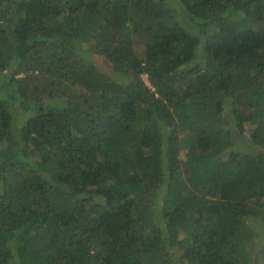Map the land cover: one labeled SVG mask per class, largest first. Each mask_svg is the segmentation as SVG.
I'll list each match as a JSON object with an SVG mask.
<instances>
[{"label": "trees", "instance_id": "1", "mask_svg": "<svg viewBox=\"0 0 264 264\" xmlns=\"http://www.w3.org/2000/svg\"><path fill=\"white\" fill-rule=\"evenodd\" d=\"M0 264H264V0H0Z\"/></svg>", "mask_w": 264, "mask_h": 264}, {"label": "rangeland", "instance_id": "2", "mask_svg": "<svg viewBox=\"0 0 264 264\" xmlns=\"http://www.w3.org/2000/svg\"><path fill=\"white\" fill-rule=\"evenodd\" d=\"M174 5V4H173ZM175 6V5H174ZM88 44H84V46H87ZM143 47H142V45H138V47H137V51H141V49H142ZM146 78V77H145ZM261 242H263V241H259V242H257L256 244H254V246H253V248L254 249H263V248H261V246L260 245H263ZM260 259V258H259Z\"/></svg>", "mask_w": 264, "mask_h": 264}]
</instances>
